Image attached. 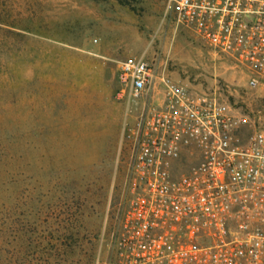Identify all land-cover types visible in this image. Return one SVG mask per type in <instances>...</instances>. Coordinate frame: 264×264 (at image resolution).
Segmentation results:
<instances>
[{
    "label": "rangeland",
    "instance_id": "1",
    "mask_svg": "<svg viewBox=\"0 0 264 264\" xmlns=\"http://www.w3.org/2000/svg\"><path fill=\"white\" fill-rule=\"evenodd\" d=\"M142 56L156 90L118 96ZM162 81L264 130V87L161 20L160 0H0V264H114L128 210L125 129ZM151 96V97H150Z\"/></svg>",
    "mask_w": 264,
    "mask_h": 264
},
{
    "label": "built area",
    "instance_id": "2",
    "mask_svg": "<svg viewBox=\"0 0 264 264\" xmlns=\"http://www.w3.org/2000/svg\"><path fill=\"white\" fill-rule=\"evenodd\" d=\"M161 20L264 87V0H160ZM118 96L156 90L142 56L118 63ZM125 129L128 210L114 264H264V130L206 94L162 81ZM151 97V96H150Z\"/></svg>",
    "mask_w": 264,
    "mask_h": 264
}]
</instances>
